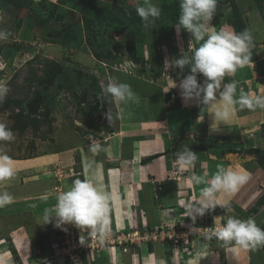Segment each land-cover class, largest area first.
<instances>
[{"label":"rangeland","instance_id":"rangeland-1","mask_svg":"<svg viewBox=\"0 0 264 264\" xmlns=\"http://www.w3.org/2000/svg\"><path fill=\"white\" fill-rule=\"evenodd\" d=\"M60 1L31 0L28 4H24L23 0H0V29L11 33L7 40L0 41V81L5 82L9 88L3 103H0V123L11 129L15 120L13 116L19 110L18 108L14 110L12 107L3 108L6 99L21 97L23 106H26L27 101L34 96L35 89L48 96L46 104L50 107L51 120V124L43 123L37 131L30 126L23 133L13 130L15 139L4 142L6 153L13 160L16 175L8 181L0 182V191L6 190L14 197L10 205L0 209V264H44L41 262L44 258L43 254L36 252L37 243L41 242L46 246L44 249L51 252L47 246L53 240L51 235L53 233L49 232L55 229L54 218L52 222L42 224L45 209H53L58 194L68 190L75 179H87L92 182L95 173L93 171L99 167L98 165L106 167L105 161L101 159L105 160L106 157L109 159L108 154L118 149L120 144L118 141L122 140L121 133L127 132L124 124L127 121L124 118L127 107H124V104L128 103V108L131 109L132 101L122 105L113 103L111 98L103 93L102 85L106 86L110 81L129 84L132 90H135L136 96L143 99L145 107L153 108L151 114L161 115L162 105L150 97L151 86H147L148 84L138 77L163 85L171 78L177 80L179 77L176 78L174 73L179 68L169 67L166 62L170 64L180 55H191L192 49L198 47L197 42L191 41V34L182 30L179 35L175 32L177 39L174 50H167V47L161 44L163 40L157 37L161 35L160 28L159 35L156 36L150 31L146 32L148 28H145L144 35L143 31L140 32L146 37L145 43L137 45L145 63L135 64L128 51L127 37L122 31H127L132 26L131 18L137 13L136 7L142 5L143 0H65L63 4H59L58 9L53 10V5ZM165 1L151 0L161 9V15L155 20L156 22L165 19L164 17L167 19ZM175 1L179 5L175 10L180 12V0ZM233 4H236L253 37L250 48L253 58L256 53L258 55L264 52V0H217L213 17L219 11H222L225 17L220 27H214L213 17L208 25L211 30L214 27L216 31L223 29L235 32L233 25L226 20V17L233 12ZM86 19L92 21L90 30L86 27ZM69 31L74 32L70 38L67 35ZM86 38L91 39L94 44H89ZM179 40L181 42L178 44ZM190 42L192 47L188 49ZM109 49L113 51L112 57L105 56ZM96 50L102 53L101 57L96 56ZM51 61L60 63L64 72L53 85L44 89L43 86H38L36 81L44 77L45 69ZM184 72L187 73L188 70L186 68L180 70V78H183ZM28 79H35V83H30ZM171 83L175 84L172 81ZM84 94L88 99L81 107L90 108L99 103L100 116L87 117L78 110L80 107L78 100ZM176 95H179V90ZM172 98L174 100L175 95ZM174 103L176 102L172 101V105L176 107ZM108 110H111L114 117L112 125L104 115ZM147 110L141 108L139 114L136 111V118L149 116L150 112ZM262 126L263 128L255 131L260 138L264 136V124ZM203 130V127L199 128L200 132ZM130 136L131 134L127 135V139ZM92 143L100 145L96 153L89 150ZM243 144L244 141H238L230 145L239 149ZM247 146L246 148L264 149L262 141H251ZM240 152L246 154L244 150ZM247 154L249 156L234 154L229 158L230 165L237 164L238 169L240 166L242 168L241 164L250 161L244 167L252 175V178L249 176L252 185H246L242 189V193H239L241 200L237 199L233 202V208L237 213L236 218L251 217L258 226L264 228V204H259L264 195V168L258 163L257 155ZM90 161H93L91 167H89ZM112 163H115L114 160ZM43 174L50 176L43 181L40 180ZM114 182L112 180L111 183L110 180L111 189ZM95 184L100 187L98 182ZM110 186L108 184V188ZM108 194L110 199L107 205V218L111 220L108 228L112 231L129 229L134 225L133 223H129L128 226L124 220L122 223L117 220L118 213L121 214L126 200L122 202L121 193L118 192L116 196L114 189ZM127 194L130 195L129 190ZM124 195L127 197L125 191ZM253 209L257 210L255 214ZM136 211L137 209L135 213ZM139 226L141 230L143 227L145 229L146 233L142 232V235L144 234L145 238L149 235V238L142 240L138 249L133 247L129 250L133 252L137 250V254L124 253L120 249L117 250L118 247H111L95 255L97 257L94 261H91L93 258L91 255H87L84 262L102 264L101 261L105 260L107 264H159V260L167 256L164 253L158 254L156 250L152 251L149 242L152 244L157 241L172 245V241L167 236L176 234L175 236L184 237L174 243L179 245L176 247L178 252L175 253L174 259H170L171 262L168 260L162 264H264V247L254 251L240 248L228 251L226 247L225 250L222 248L218 249V252L214 250L209 254H203V251L197 250L194 245L195 237L201 234L193 233L201 231L202 237H208L210 233L208 227L201 229L192 227L188 231L179 232L164 228L151 230L144 221ZM22 240L27 241L26 250L20 244ZM188 245L193 247L189 246L190 249H186L185 246ZM221 246H224L222 242ZM160 247L169 248L164 244ZM68 261L67 258L59 256L54 264H74ZM47 264H53V259L49 258Z\"/></svg>","mask_w":264,"mask_h":264},{"label":"crops","instance_id":"crops-1","mask_svg":"<svg viewBox=\"0 0 264 264\" xmlns=\"http://www.w3.org/2000/svg\"><path fill=\"white\" fill-rule=\"evenodd\" d=\"M220 26L219 24L218 27ZM214 27L213 31H216ZM180 42L179 40L178 44ZM187 70V73L190 74V69ZM187 73L184 72L182 77L187 76ZM143 77L145 76L143 75ZM178 77L177 80L169 78L176 83V87H173L174 85H172L173 83L170 80H168V83H166L167 81L164 82L163 85L153 80H146L141 76L138 77L147 83V86H151L150 93H152V96L150 97L151 99H156L162 105L163 114H151L153 108L145 107L146 104H143V99H139V97L130 103L132 104L131 109L128 108V103L121 102L120 105L125 103L124 107H127L124 115V118L127 119L124 122L127 132L121 133L122 140L118 141L120 144H118L116 152L107 153L109 159L107 157L105 160H103L104 158L101 159L105 161L106 167L98 165L99 167L93 171L95 173L93 174L94 179H92V182H98L100 188L104 192L107 191L106 193L114 189L116 196L118 192L121 193L122 202L126 200L123 203L121 214L118 213L117 220L120 223L124 220L127 225L129 223H140L139 225H142L144 221L151 230L164 228L172 231L178 230L179 232L188 231L192 227L196 229H201V227L213 229L215 217L223 216L221 222L226 220L228 216L236 217L237 213L233 208V202H236L237 199L241 200L239 193H242V189L246 185H252L250 184L252 183L250 180L252 175L244 167L250 161L241 164L242 168L239 165L238 169L236 168L237 164L230 165L229 158L234 154L249 156L247 152L245 154V152L241 153L240 151H246L251 141H262L264 143V136L260 138L255 133L257 129L263 128L264 109H249L246 107L241 109L236 105L229 120L220 122L213 116L214 108L222 103L219 99V93L211 106L204 107L202 103L195 101L186 102L182 99L181 90L179 89V83L183 78H180V75ZM197 78L198 82H202L204 79L201 74H197ZM232 82H235L237 86V97L241 93L250 97H264V52L258 53V55L256 53L248 64L244 67H238L234 75H226L224 77V84ZM170 85H172V88ZM178 90L180 96L176 95ZM173 95H175L174 100L172 98ZM172 101L176 102L174 103L176 107L172 105ZM142 105L143 107H140ZM141 108L143 110L148 109L147 111L150 112V115L136 118V111L139 114ZM207 113L208 118H206ZM201 127L204 128L201 132L205 134L207 139L199 131ZM129 134L131 136L127 139ZM238 141H244L242 148L238 149L230 145ZM186 148H190L197 154V160L191 168L181 170L176 164L177 153L183 152ZM159 153L162 154L148 160L146 164L141 163L142 159ZM112 160L115 163H112ZM89 163L92 166L93 161ZM249 165L252 166L251 164ZM218 166L247 172L250 178L247 183L239 186L235 192L218 194V199L230 203L228 210L217 206L214 210L206 212L204 216H197L195 223H193L192 219L187 216L188 206L199 198L200 189L204 185L190 186L187 183V179L193 173L199 175L207 173L210 179L216 173ZM47 175H41L40 180L44 181L45 178L50 176ZM110 176H112V179H110ZM110 180L111 183L112 180L115 181L112 189ZM127 189L130 195L127 194ZM124 191L127 197H125ZM119 200L118 196V203ZM129 215L132 217L130 218ZM140 220L142 221L140 222ZM108 222L111 223V220L108 219ZM202 235L195 237L194 245L197 250L203 251V254H209L214 250L218 252V249L222 248L226 249V246L222 247L221 241L216 238L209 239L208 237H202ZM20 244L23 245L25 250L28 248L27 241L22 240ZM161 244L167 245L169 248L162 249L160 247ZM178 246L157 241L152 242V244L149 243V248L152 251L156 250L157 253L159 252L158 254L164 253L167 256L160 259L159 264L166 263L168 260L171 262L170 259H174L175 253L178 252L176 248ZM232 249L233 247L231 246L227 248L228 251ZM136 252L132 251L130 254H137ZM24 253L25 251L22 254Z\"/></svg>","mask_w":264,"mask_h":264},{"label":"clouds","instance_id":"clouds-1","mask_svg":"<svg viewBox=\"0 0 264 264\" xmlns=\"http://www.w3.org/2000/svg\"><path fill=\"white\" fill-rule=\"evenodd\" d=\"M216 5L217 0H180V14L175 23L177 35L182 30L187 31L191 34V41L197 42L198 47L192 49L191 55H180L170 64L166 63L172 68L183 70L187 67L190 69V74L179 83L181 97L184 101L202 103L204 107L211 106L218 92L222 103L214 108L213 116L220 122H226L233 114L236 105L241 109L245 107L264 109V97H250L244 93L237 97L235 82L223 83L226 75H234L238 67H244L251 60L250 48L253 37L248 30L241 33L223 29L211 30L208 22L213 17ZM136 12L143 21L145 28H148L161 15V9L151 0H143V4L136 7ZM10 35L11 33L0 29V41L7 40ZM191 47L190 42L188 49ZM197 74L204 77L202 82H198ZM176 86L175 83L173 87ZM102 91L115 104L134 101L138 98L127 83L110 81L106 86L102 85ZM8 92L7 84L0 81V103H3ZM104 115L109 124L112 125L114 117L111 110H108ZM14 139L13 131L4 123H0V182L8 181L16 175L13 160L7 155L4 144V142H11ZM99 149L100 145L97 143H92L89 146L92 153H96ZM196 160L197 154L190 148H186L183 152L177 153L176 164L183 170L191 168ZM248 180L249 175L246 172L223 166H218L216 173L210 179L207 173L203 175L191 174L187 183L190 186L204 185V187L200 189L199 198L188 206L187 216L195 223L197 216L202 217L217 206L228 210L230 203L218 199V194L235 192L239 186L247 183ZM109 199V194L95 183L87 179L77 178L71 183L68 190L58 194L53 209H45L42 224H48L55 218L54 226L57 228H62L64 224H73L81 232H87L88 237L98 234L100 240L103 241L108 235V223L110 224L107 218ZM13 200L14 197L8 191H0V209L10 205ZM222 218L223 216L214 218L215 226L208 234L209 239L215 237L218 241L223 242L226 247L232 246L243 250L254 251L264 247V228L258 226L253 218L240 219L228 216L226 220L221 222ZM135 225L141 229L137 223L130 228ZM128 226L130 225L128 224ZM80 243H85V236L80 237ZM47 248L49 249V246ZM118 249L124 253L132 252L129 251L132 248L124 250L121 246ZM45 252L46 254L49 253L47 250ZM47 260L43 258L41 262L47 264ZM94 260L91 259V261Z\"/></svg>","mask_w":264,"mask_h":264},{"label":"trees","instance_id":"trees-1","mask_svg":"<svg viewBox=\"0 0 264 264\" xmlns=\"http://www.w3.org/2000/svg\"><path fill=\"white\" fill-rule=\"evenodd\" d=\"M23 1H24V4H28L29 2H31V0H23ZM61 1L60 3H56L53 5L54 6L53 10L58 9L60 6L59 4H63L64 2H66L65 0H61ZM166 1H165V6H166V11H167V14H166L167 19L166 17H164L165 19L161 18L163 20L159 22L154 21L153 25L148 27V30H146V32L150 31L153 36H156L160 28L161 35L158 34L159 36L157 37L159 39L161 38L165 42L164 43L162 41L161 44L163 46L165 45V47H167V50L171 49V51H173L174 43H175V40L177 39V37H175L176 35L175 23L178 20L180 12L175 10V9H178L177 7L179 6L177 5L178 3L177 1L175 0H166ZM237 9L238 8L236 4H233V9H232L233 12L226 17V20H227V23L233 25L235 29V33H241L245 30H248L247 29L248 27L246 26L244 19L242 18V16L240 15ZM223 17H225V14L222 11H219L217 15L213 17V20H212L213 25L218 26L222 22ZM131 20H132L131 22L132 26L129 27L127 31H122V33H125V36L127 37V46H128V51L132 57V62L135 64L137 63V64L143 65L145 62H144L143 57L140 55V50H139V47H137V45H139V43H145L144 39L146 40V37L145 36L143 37L140 33L145 29V27L143 26V21L137 15V13L134 14V16H132ZM86 22H87L86 27H88V29L90 30V28L92 27L90 22L92 21L90 19H86ZM158 24H159V27H157ZM94 34L96 36V32ZM67 35L70 38V36L74 35V32L69 31ZM143 35H144V31H143ZM86 39L89 44L93 43L91 39L89 38H86ZM95 53H96V56L98 57L102 56V53L100 51L96 50ZM105 56L112 57L113 51L110 49L107 50ZM185 68L188 69L187 67ZM63 72H64V68L60 63L56 61H51V63H49V65L45 69L44 77L38 78L36 83L38 84V86L40 85V86H43L44 89H48V86L53 85L56 79L60 75H62ZM179 72H180V69L179 70L177 69L176 72L174 73V76L176 78H178ZM28 80L30 81V83H35V79H28ZM87 99L88 98L85 94L82 95L81 98H79L78 104L80 105V107L78 110H80L87 117L100 116L101 110L99 109V103H97V105H94L90 108L81 107L82 104L86 103ZM22 101L23 100L21 97H9L4 102L3 108L12 107L14 110L15 108L19 109L13 116L15 120H14L13 126L11 127L12 131L19 130L20 132L23 133L27 128H29V126L33 127L34 130L37 131L41 128V125L43 123L51 124L50 107L46 104V102L48 101V96L45 93L41 92L40 90L35 89L34 96L27 101L26 106H23ZM246 152L257 155L258 163L260 164L261 167L264 168V149H262V147H251V148L246 149ZM161 154L162 153L154 154L152 156H149L146 159H142L141 163L146 164L148 160H151L157 156H160ZM259 204H264V195L260 199ZM252 211L255 214L257 210L253 209ZM37 244L40 245L43 249L45 248V246H43L41 242ZM172 245H178V244L173 243ZM189 246L191 247L192 245H189ZM101 263L107 264L105 260L101 261Z\"/></svg>","mask_w":264,"mask_h":264},{"label":"built area","instance_id":"built-area-1","mask_svg":"<svg viewBox=\"0 0 264 264\" xmlns=\"http://www.w3.org/2000/svg\"><path fill=\"white\" fill-rule=\"evenodd\" d=\"M161 189V187H159ZM55 224V218H54ZM135 225L129 229H121L117 232H113L111 228H108V235L107 237L101 241L99 235H93L88 237L87 232H81L79 228H77L73 224H64L62 228L53 229V231L49 233H53L51 241L49 245V249L51 252L46 254L45 249L41 246H38L37 253L43 254V257L47 260L52 258L53 261L62 256L63 258L69 259L74 264H88V261L84 262V259L87 255H91L93 258L96 259L95 255L100 254L102 250L109 247H123L124 250L131 249L135 246L140 247L142 240H146L149 238H145L144 234L145 229H138ZM144 230V231H143ZM211 232V228L209 229ZM142 232L144 233L142 235ZM203 234L201 231H196L193 234ZM85 236V243H80V237ZM169 234L167 238L172 241L173 243H177L180 238H184L182 235ZM186 249H190L189 245L185 246ZM43 259V258H42ZM44 259V260H45Z\"/></svg>","mask_w":264,"mask_h":264},{"label":"water","instance_id":"water-1","mask_svg":"<svg viewBox=\"0 0 264 264\" xmlns=\"http://www.w3.org/2000/svg\"><path fill=\"white\" fill-rule=\"evenodd\" d=\"M24 11V10H23Z\"/></svg>","mask_w":264,"mask_h":264}]
</instances>
